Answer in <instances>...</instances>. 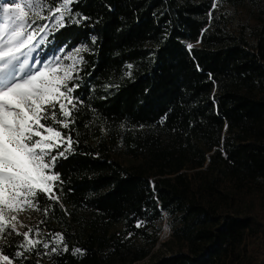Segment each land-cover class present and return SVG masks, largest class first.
I'll list each match as a JSON object with an SVG mask.
<instances>
[{"label": "trees", "instance_id": "16d2710c", "mask_svg": "<svg viewBox=\"0 0 264 264\" xmlns=\"http://www.w3.org/2000/svg\"><path fill=\"white\" fill-rule=\"evenodd\" d=\"M214 3L264 6L73 0L64 27L47 30V54L88 49L74 123L62 129L74 150L56 164L60 202L39 196L68 251L15 258L23 240L8 235L0 248L14 264H141L150 250L130 251L110 231L123 224L148 239L145 227L164 215L187 249L142 264H264V15L234 30Z\"/></svg>", "mask_w": 264, "mask_h": 264}, {"label": "snow or ice", "instance_id": "6c2138e0", "mask_svg": "<svg viewBox=\"0 0 264 264\" xmlns=\"http://www.w3.org/2000/svg\"><path fill=\"white\" fill-rule=\"evenodd\" d=\"M72 2L55 0L52 6L48 0H0V238L11 233L21 235L16 214L28 209L39 211L40 195L60 202L55 189L63 181L55 171L56 164L74 150L71 134L62 129H69L74 123L71 117L78 103L74 93L79 84L73 81L79 79L83 63L80 53L88 49L78 47L75 55L63 58L70 63L61 62L59 56L54 58L55 62L39 57L33 60L31 54L38 46L37 35L49 27L33 25L39 19L54 20L55 27H64V17L72 12ZM92 40L95 43V37ZM192 47L188 45L189 50ZM51 208L48 205L43 209L46 217ZM143 224L138 221L136 227ZM32 232L29 228L23 233V242L19 244L23 251H17L15 258L41 244L51 253L68 251L62 233L43 241L32 239ZM35 233L39 236V227ZM72 254L83 253L77 248ZM15 258L3 254L0 248V264H14Z\"/></svg>", "mask_w": 264, "mask_h": 264}, {"label": "rangeland", "instance_id": "374dc122", "mask_svg": "<svg viewBox=\"0 0 264 264\" xmlns=\"http://www.w3.org/2000/svg\"><path fill=\"white\" fill-rule=\"evenodd\" d=\"M260 10L256 8L255 5L246 4L242 6H231L224 3H217L216 4V17L222 18L228 24L230 29H236L237 25L241 24H254L257 19L264 15V6H259ZM47 24L49 27H54V20H37V24L33 25V27H37L38 25ZM47 29V30H48ZM47 30L43 33H40L36 37V51L33 52L32 58L33 60L37 57L44 59L45 61H53L55 62V57L59 56L61 58V62L63 63H70V61H64L65 56L75 55V49L78 47H84V45L78 46L72 50H65L61 49L56 51L53 54H47L45 48L42 46V39L47 35ZM84 53V52H83ZM83 53H80L82 56ZM81 66V65H80ZM50 123V121H49ZM17 215V230L21 234L23 240V233L27 232L29 228L33 229V232L30 234L32 239H40L43 241H48L51 239L53 235L51 228H57L59 225L52 221L50 222L49 219L44 215V213L39 211H34L31 209L25 210L23 212H19ZM43 221V223H41ZM23 225V226H21ZM39 227L40 234L39 236L36 235L35 229ZM180 227L181 224L177 219L164 215L162 220L152 223L151 225L145 227V232L150 238L145 239L141 237H133L130 234L125 233L123 224H116L112 227L111 233H115L120 237L122 241H124L127 246L130 248V251H135L137 248H146L149 249V256L141 262L147 263L150 259H155L163 256H167L179 250L186 251V243L184 237L180 234ZM8 235H16L15 233L6 234L4 238H0V246L5 241V238ZM156 239L155 244L150 246L151 240ZM55 245H53L54 247ZM38 259L46 260V257L51 253L50 249L45 250L41 245L36 246ZM35 248V249H36ZM49 254H45V252ZM44 252L41 256L40 253ZM111 251H105V255H109ZM114 255V253H112ZM132 252L130 254L117 256V260L121 261V259H125L127 262L132 259Z\"/></svg>", "mask_w": 264, "mask_h": 264}]
</instances>
